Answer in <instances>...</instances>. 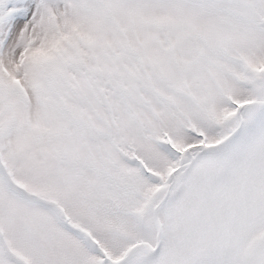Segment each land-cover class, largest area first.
I'll return each mask as SVG.
<instances>
[{"label":"snow or ice","instance_id":"6c2138e0","mask_svg":"<svg viewBox=\"0 0 264 264\" xmlns=\"http://www.w3.org/2000/svg\"><path fill=\"white\" fill-rule=\"evenodd\" d=\"M0 264H264V0H0Z\"/></svg>","mask_w":264,"mask_h":264}]
</instances>
